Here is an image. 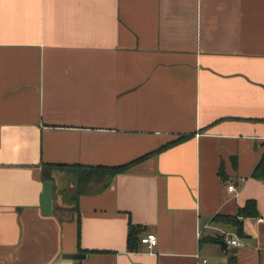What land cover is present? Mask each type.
<instances>
[{"label":"crops","instance_id":"1","mask_svg":"<svg viewBox=\"0 0 264 264\" xmlns=\"http://www.w3.org/2000/svg\"><path fill=\"white\" fill-rule=\"evenodd\" d=\"M262 156L264 0H0V264H264Z\"/></svg>","mask_w":264,"mask_h":264},{"label":"trees","instance_id":"2","mask_svg":"<svg viewBox=\"0 0 264 264\" xmlns=\"http://www.w3.org/2000/svg\"><path fill=\"white\" fill-rule=\"evenodd\" d=\"M189 135L188 134H181L175 139L165 143L164 145L160 146L159 148L153 150L152 152H156L162 148H165L167 146H170L174 143H177L179 141L184 140L187 138ZM149 153H145L139 157H136L135 159H132L128 162L121 163L118 165H98V166H90L87 167L89 168V171L84 172L80 176V181L86 182L90 177L93 176H98L96 177L97 179H102L101 183L99 184L98 189L101 187H104L105 185L108 184L110 178L116 174L117 172H122L126 169H128L131 165H133L135 162L138 160L146 157L149 155ZM219 175L222 178H225V174L222 170V167L219 168L218 170ZM251 176L257 179H262L264 178V156L259 160V162L256 164L254 167ZM256 204L254 199H247L245 203L238 208V211L235 215H223V214H216L213 216L214 219L224 222L228 225H232L235 227L237 234H242V218L245 216H250V215H255L256 214ZM139 230V227L137 225H134L132 223H129L128 227V235H127V247L129 249L135 248L137 238L136 234ZM220 240V238H214L212 240ZM140 241V239H138Z\"/></svg>","mask_w":264,"mask_h":264},{"label":"built area","instance_id":"3","mask_svg":"<svg viewBox=\"0 0 264 264\" xmlns=\"http://www.w3.org/2000/svg\"><path fill=\"white\" fill-rule=\"evenodd\" d=\"M227 189L232 192L234 195L238 194V189L234 184H228L227 185ZM259 221L264 220L262 218L258 219ZM221 239L226 241L228 244L233 245V246H242L243 245V241L240 237L236 236V237H231L229 236L227 233L223 234L221 236ZM156 236L154 233H146L145 235L140 237V242L141 243H146L148 244L150 247L154 246L156 244ZM53 264H74L73 262L70 261H59V262H55Z\"/></svg>","mask_w":264,"mask_h":264},{"label":"water","instance_id":"4","mask_svg":"<svg viewBox=\"0 0 264 264\" xmlns=\"http://www.w3.org/2000/svg\"><path fill=\"white\" fill-rule=\"evenodd\" d=\"M52 198H53V181L51 179H45L43 181L41 192V212L45 215L51 214L52 211ZM223 246H226V241L220 240ZM82 256L80 254L67 255L68 258H75Z\"/></svg>","mask_w":264,"mask_h":264},{"label":"rangeland","instance_id":"5","mask_svg":"<svg viewBox=\"0 0 264 264\" xmlns=\"http://www.w3.org/2000/svg\"><path fill=\"white\" fill-rule=\"evenodd\" d=\"M75 175H73L72 173H70L69 175H67L66 177H67V179L66 180H69V182L72 184V185H74V183H75V177H74ZM68 182V181H67Z\"/></svg>","mask_w":264,"mask_h":264}]
</instances>
